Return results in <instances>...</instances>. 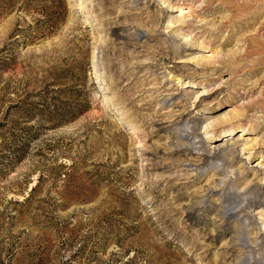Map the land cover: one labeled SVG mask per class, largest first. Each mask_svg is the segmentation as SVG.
Segmentation results:
<instances>
[{"label":"rangeland","instance_id":"374dc122","mask_svg":"<svg viewBox=\"0 0 264 264\" xmlns=\"http://www.w3.org/2000/svg\"><path fill=\"white\" fill-rule=\"evenodd\" d=\"M0 264H264V0H0Z\"/></svg>","mask_w":264,"mask_h":264},{"label":"bare ground","instance_id":"6f19581e","mask_svg":"<svg viewBox=\"0 0 264 264\" xmlns=\"http://www.w3.org/2000/svg\"><path fill=\"white\" fill-rule=\"evenodd\" d=\"M96 59V58H95ZM98 62V61H97ZM96 64H98V63H96ZM93 65V64H92ZM99 66V65H98ZM96 67H94V69H95ZM96 70H98V69H96ZM99 72V71H98ZM95 74V73H94ZM96 75V74H95ZM99 79V78H98ZM233 130H231V132H232Z\"/></svg>","mask_w":264,"mask_h":264}]
</instances>
